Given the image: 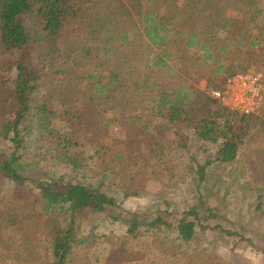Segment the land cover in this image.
<instances>
[{
    "label": "trees",
    "instance_id": "16d2710c",
    "mask_svg": "<svg viewBox=\"0 0 264 264\" xmlns=\"http://www.w3.org/2000/svg\"><path fill=\"white\" fill-rule=\"evenodd\" d=\"M170 1L0 0V177L42 201L22 212L0 198V264H98L84 230L94 214L143 239L134 261L154 238L195 242L186 264L264 255V114L211 96L237 66L264 68V9L181 0L171 12ZM241 47L255 51L250 62ZM171 154L185 159L181 178ZM218 169L243 174L234 212L230 190L211 182ZM175 187L189 204L171 211ZM140 199L148 213L125 206Z\"/></svg>",
    "mask_w": 264,
    "mask_h": 264
},
{
    "label": "rangeland",
    "instance_id": "374dc122",
    "mask_svg": "<svg viewBox=\"0 0 264 264\" xmlns=\"http://www.w3.org/2000/svg\"><path fill=\"white\" fill-rule=\"evenodd\" d=\"M181 5V0H171L167 9H171L172 12L173 7H181ZM258 5L264 9V0H259ZM236 52L237 57L243 61V63L250 62L255 54V51L249 47H241L237 49ZM236 69L244 70L245 68L237 66ZM227 75L228 74H225L224 76L226 77ZM199 86L202 89L204 88V84L202 83L199 84ZM77 105L80 106L81 101H79ZM156 122L155 119L147 120V124H149L150 127L155 126ZM101 143L108 145L109 141L103 140ZM201 154L205 159L207 155L212 154V151L208 150L206 153ZM171 157L174 158L173 167L176 166L173 173L179 172L180 175H178V177L181 178L186 169L185 159L180 154H171ZM25 173L28 174V171ZM63 175L64 180L69 182L72 176L67 172H63ZM215 175L217 176H214L211 182L219 189L224 190L227 188V190H230L228 191V194L231 195L228 199L230 202V210L234 212L237 208H241L240 195L233 191L231 185L234 184V182L237 183V181L243 177V174H236L235 172L231 176L230 174L224 176L223 171L218 169ZM175 184L176 182H173V185ZM159 185V183L150 180L146 186L151 195L161 194V196H164V191H161ZM179 185L180 183H178V186ZM178 188L179 187H175V189H171L166 198V202L170 205L171 211L181 210L189 204V202H185L187 194L183 195L180 191H177ZM0 198L2 200V206H15L16 209L22 212L36 210L40 204H42L40 199L32 197L26 191L25 186H14L10 181L2 177H0ZM149 204V200L140 199L138 204L128 202L125 206L129 208L134 207L138 210L137 212L145 214L149 212ZM84 230L92 234L95 239L94 243L96 244L92 246L91 257L92 260H96L98 264H186L189 255L195 247V242H173L170 240L165 241L163 238H154L149 242V246L145 251L146 259L142 258L140 261H134L130 252L137 250L139 248L138 243H142L143 239H138V241H136L135 239L126 237V230L119 222L104 220L98 214H94L90 216V226L87 228L85 227ZM261 232L264 233V228H262ZM227 246V241L224 239H217V246L214 248L218 253L219 250H224ZM241 251L243 257L248 260L249 264H264L263 254L253 253L247 248ZM218 255L221 256L219 253Z\"/></svg>",
    "mask_w": 264,
    "mask_h": 264
},
{
    "label": "built area",
    "instance_id": "2783aa9c",
    "mask_svg": "<svg viewBox=\"0 0 264 264\" xmlns=\"http://www.w3.org/2000/svg\"><path fill=\"white\" fill-rule=\"evenodd\" d=\"M229 111L247 116L264 114V68L236 69L225 77L224 87L211 93Z\"/></svg>",
    "mask_w": 264,
    "mask_h": 264
}]
</instances>
